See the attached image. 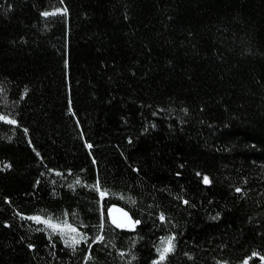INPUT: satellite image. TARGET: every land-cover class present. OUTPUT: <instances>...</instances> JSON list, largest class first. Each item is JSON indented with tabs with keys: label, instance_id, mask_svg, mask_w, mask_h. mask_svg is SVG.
<instances>
[{
	"label": "trees",
	"instance_id": "1",
	"mask_svg": "<svg viewBox=\"0 0 264 264\" xmlns=\"http://www.w3.org/2000/svg\"><path fill=\"white\" fill-rule=\"evenodd\" d=\"M0 115V264L264 261V0H0Z\"/></svg>",
	"mask_w": 264,
	"mask_h": 264
},
{
	"label": "rangeland",
	"instance_id": "2",
	"mask_svg": "<svg viewBox=\"0 0 264 264\" xmlns=\"http://www.w3.org/2000/svg\"><path fill=\"white\" fill-rule=\"evenodd\" d=\"M0 117H3L4 120H7V118L4 116L0 115ZM108 215L112 223L118 227L131 229L135 226V223L130 218V216L124 210L118 207H112V209L110 208L108 210ZM35 217L40 218L39 221L34 219L35 221L44 224L45 226L49 227L52 230L58 231L64 238H66L67 240L71 242H74V239L75 240L80 239V234L78 233V231L67 223H61V222H58V221H55L49 218H43L41 216H33V218ZM45 221H49L50 223H45ZM52 225H57L58 227L54 228L52 227ZM73 229H75V231H73ZM168 239L169 238L166 237L160 242V246H159L160 252L158 253V258L156 259V262L163 261L164 259H161V254L163 253L164 258H165L166 253L169 252V251L165 252V249L169 247ZM171 246H172V242H171ZM244 264H247V263L245 262ZM262 264H264V261L262 262Z\"/></svg>",
	"mask_w": 264,
	"mask_h": 264
},
{
	"label": "snow or ice",
	"instance_id": "3",
	"mask_svg": "<svg viewBox=\"0 0 264 264\" xmlns=\"http://www.w3.org/2000/svg\"><path fill=\"white\" fill-rule=\"evenodd\" d=\"M45 15H48L47 13H45ZM0 119H3V117H0ZM12 123H15V121H11ZM210 181H209V179H208V177L207 176H205L204 177V183H209ZM77 183H79V181H77ZM238 191H239V189H238ZM31 219H36L37 221H39V217H35V218H31ZM161 219L163 220L164 219V217L163 216H161ZM45 223H50L49 221H45ZM52 227H58L57 225H52ZM73 231H75V229H73ZM82 239H83V237H81ZM97 239H102V237H97ZM174 238H169L168 239V244H169V247L168 248H166L165 249V252H167V251H171L172 250V246H171V242H172V240H173ZM80 241L79 240H75L74 239V243H79ZM161 259H164V255H163V253L161 254Z\"/></svg>",
	"mask_w": 264,
	"mask_h": 264
}]
</instances>
